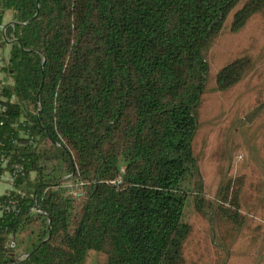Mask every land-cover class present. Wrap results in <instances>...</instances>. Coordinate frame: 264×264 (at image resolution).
I'll list each match as a JSON object with an SVG mask.
<instances>
[{
    "label": "trees",
    "instance_id": "16d2710c",
    "mask_svg": "<svg viewBox=\"0 0 264 264\" xmlns=\"http://www.w3.org/2000/svg\"><path fill=\"white\" fill-rule=\"evenodd\" d=\"M240 2L0 0V175L12 176L0 209L17 208L0 215V264L31 252L16 264H185L191 200L232 244L244 176L222 181L214 206L190 144L205 52ZM8 12L19 24L4 28ZM254 15L264 0H243L229 31ZM251 66L232 60L215 89Z\"/></svg>",
    "mask_w": 264,
    "mask_h": 264
},
{
    "label": "rangeland",
    "instance_id": "374dc122",
    "mask_svg": "<svg viewBox=\"0 0 264 264\" xmlns=\"http://www.w3.org/2000/svg\"><path fill=\"white\" fill-rule=\"evenodd\" d=\"M242 4L229 13L205 52L208 74L190 147L202 195L214 206L221 182L244 174L246 224L224 249L208 209L199 210L191 200L185 208L192 226L183 250L185 264H264V16H252L239 32L231 33L232 15ZM243 56L251 59V69L232 88L217 91L218 71ZM98 263L93 255L84 262Z\"/></svg>",
    "mask_w": 264,
    "mask_h": 264
},
{
    "label": "built area",
    "instance_id": "2783aa9c",
    "mask_svg": "<svg viewBox=\"0 0 264 264\" xmlns=\"http://www.w3.org/2000/svg\"><path fill=\"white\" fill-rule=\"evenodd\" d=\"M3 175H6L5 177H6L7 183L10 186V183L12 181V179H11L12 176H10L8 174H3ZM1 176L2 175H0V178H2ZM66 178L69 180L70 176H67ZM81 185L82 184H80V183H76V182L72 183L71 181H69V182H66L64 187L68 190L69 194L72 195V197L80 198L83 195V192L80 189ZM9 189H10V187H9ZM2 211H17V208L15 207L14 204H12V205H10L8 207H5ZM2 211L0 209V215H1ZM21 257H23V256H21Z\"/></svg>",
    "mask_w": 264,
    "mask_h": 264
},
{
    "label": "crops",
    "instance_id": "0c3cea01",
    "mask_svg": "<svg viewBox=\"0 0 264 264\" xmlns=\"http://www.w3.org/2000/svg\"><path fill=\"white\" fill-rule=\"evenodd\" d=\"M13 21L12 19V14L10 12H8L6 15H5V19H4V24L6 25L7 23ZM8 51V47L5 48L4 52L6 53ZM3 78V73L0 71V80ZM240 175V174H239ZM244 176V174H241ZM6 175H2L0 178V196L1 195H4L8 190H9V185L7 183V180H6ZM241 196H242V193H241ZM241 202V201H240ZM241 210H242V213L244 214L245 212H243V206H242V203H241ZM246 214V213H245ZM247 217V215H246ZM245 224H246V221H245ZM244 224V226H245ZM243 226V227H244ZM255 229L254 227H252V230ZM254 231V230H253Z\"/></svg>",
    "mask_w": 264,
    "mask_h": 264
},
{
    "label": "water",
    "instance_id": "95a60500",
    "mask_svg": "<svg viewBox=\"0 0 264 264\" xmlns=\"http://www.w3.org/2000/svg\"><path fill=\"white\" fill-rule=\"evenodd\" d=\"M37 2H38V0H37ZM16 24H19V23H17L16 21H11V22L7 23V24L4 26V28H6V27L9 26V25H16ZM6 43H7L8 45H9V44H12V43H17L18 46H19V48H20L21 50H24V49L22 48L20 42H19L18 40H16V39L11 40V41H7ZM43 63H44V59H43V61H42V64H43ZM48 223H49V225H50V221H49ZM31 254H32V252L29 253V254H27V255H23V257H24V258H28ZM21 260H22V258L19 257V258H17V259L14 261L13 264H16L17 262H19V261H21Z\"/></svg>",
    "mask_w": 264,
    "mask_h": 264
}]
</instances>
